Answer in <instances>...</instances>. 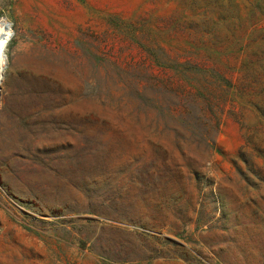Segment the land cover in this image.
I'll return each instance as SVG.
<instances>
[{
	"label": "rangeland",
	"instance_id": "1",
	"mask_svg": "<svg viewBox=\"0 0 264 264\" xmlns=\"http://www.w3.org/2000/svg\"><path fill=\"white\" fill-rule=\"evenodd\" d=\"M0 18V264H264V0Z\"/></svg>",
	"mask_w": 264,
	"mask_h": 264
},
{
	"label": "bare ground",
	"instance_id": "2",
	"mask_svg": "<svg viewBox=\"0 0 264 264\" xmlns=\"http://www.w3.org/2000/svg\"><path fill=\"white\" fill-rule=\"evenodd\" d=\"M11 23L6 18H0V75L3 78L5 64L7 62L5 48L12 37ZM2 79H0V85Z\"/></svg>",
	"mask_w": 264,
	"mask_h": 264
},
{
	"label": "water",
	"instance_id": "3",
	"mask_svg": "<svg viewBox=\"0 0 264 264\" xmlns=\"http://www.w3.org/2000/svg\"><path fill=\"white\" fill-rule=\"evenodd\" d=\"M0 79H2V76L0 75Z\"/></svg>",
	"mask_w": 264,
	"mask_h": 264
}]
</instances>
